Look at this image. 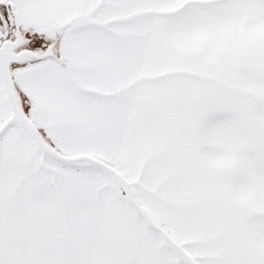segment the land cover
I'll use <instances>...</instances> for the list:
<instances>
[{
    "label": "snow or ice",
    "instance_id": "obj_1",
    "mask_svg": "<svg viewBox=\"0 0 264 264\" xmlns=\"http://www.w3.org/2000/svg\"><path fill=\"white\" fill-rule=\"evenodd\" d=\"M0 264H264V0H0Z\"/></svg>",
    "mask_w": 264,
    "mask_h": 264
}]
</instances>
